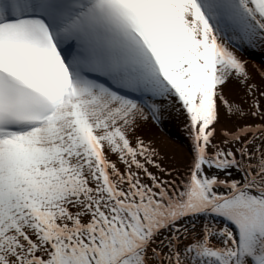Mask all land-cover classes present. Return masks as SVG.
<instances>
[{
	"label": "snow or ice",
	"instance_id": "obj_1",
	"mask_svg": "<svg viewBox=\"0 0 264 264\" xmlns=\"http://www.w3.org/2000/svg\"><path fill=\"white\" fill-rule=\"evenodd\" d=\"M0 264H264V0H0Z\"/></svg>",
	"mask_w": 264,
	"mask_h": 264
},
{
	"label": "bare ground",
	"instance_id": "obj_2",
	"mask_svg": "<svg viewBox=\"0 0 264 264\" xmlns=\"http://www.w3.org/2000/svg\"><path fill=\"white\" fill-rule=\"evenodd\" d=\"M171 131H173V133L175 134V135H177V136H179V133L178 132H176V130L175 129H171ZM163 139V138H162ZM166 142V141H165Z\"/></svg>",
	"mask_w": 264,
	"mask_h": 264
}]
</instances>
